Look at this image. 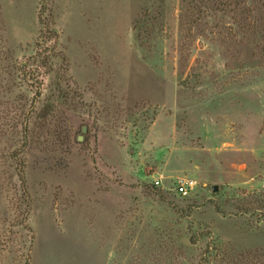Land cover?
I'll return each mask as SVG.
<instances>
[{
    "label": "rangeland",
    "instance_id": "374dc122",
    "mask_svg": "<svg viewBox=\"0 0 264 264\" xmlns=\"http://www.w3.org/2000/svg\"><path fill=\"white\" fill-rule=\"evenodd\" d=\"M0 264H264V0H0Z\"/></svg>",
    "mask_w": 264,
    "mask_h": 264
},
{
    "label": "built area",
    "instance_id": "2783aa9c",
    "mask_svg": "<svg viewBox=\"0 0 264 264\" xmlns=\"http://www.w3.org/2000/svg\"><path fill=\"white\" fill-rule=\"evenodd\" d=\"M157 184L160 183L159 180L156 181ZM194 181L193 180H189V179H183L180 181L179 185H178V190L180 192H187L189 187H193Z\"/></svg>",
    "mask_w": 264,
    "mask_h": 264
},
{
    "label": "water",
    "instance_id": "95a60500",
    "mask_svg": "<svg viewBox=\"0 0 264 264\" xmlns=\"http://www.w3.org/2000/svg\"><path fill=\"white\" fill-rule=\"evenodd\" d=\"M83 131H84V132L87 131V126H84V127H83ZM79 140H83V136H80V137H79ZM212 189H213V191H218V190H219V186H218V185H214Z\"/></svg>",
    "mask_w": 264,
    "mask_h": 264
}]
</instances>
